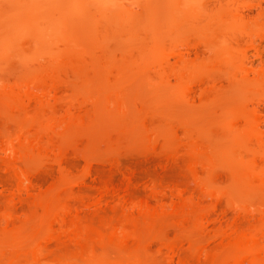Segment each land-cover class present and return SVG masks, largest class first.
<instances>
[{
	"label": "bare ground",
	"instance_id": "obj_1",
	"mask_svg": "<svg viewBox=\"0 0 264 264\" xmlns=\"http://www.w3.org/2000/svg\"><path fill=\"white\" fill-rule=\"evenodd\" d=\"M260 104L264 0H0V264H264Z\"/></svg>",
	"mask_w": 264,
	"mask_h": 264
},
{
	"label": "rangeland",
	"instance_id": "obj_2",
	"mask_svg": "<svg viewBox=\"0 0 264 264\" xmlns=\"http://www.w3.org/2000/svg\"><path fill=\"white\" fill-rule=\"evenodd\" d=\"M249 57L252 61V63L255 65V66H259L261 65V60L254 55V52L253 51H250L249 52ZM260 106L264 107L263 104H260ZM122 163H123V166L124 168H129V167H132V166H136L139 170V172L137 173V176L139 178H145L146 175L150 174V173H157L158 168H157V164H156V161L154 159H151V158H148L146 160H142V161H139L138 158L136 159L135 157H124L122 159ZM79 168V166H77V169ZM4 175V173L0 170V178ZM120 176L118 175L117 177H115V180L119 179ZM46 179L47 178H44V181H42V183L46 184ZM90 179V178H89ZM88 178L86 179V182H91V179L89 180ZM48 180V179H47ZM87 186V185H85ZM79 187H81V189H89L88 187H84V185H79ZM83 187V188H82ZM86 190V189H85ZM87 191H92L91 189L87 190ZM1 195V194H0ZM0 201H1V197H0Z\"/></svg>",
	"mask_w": 264,
	"mask_h": 264
}]
</instances>
